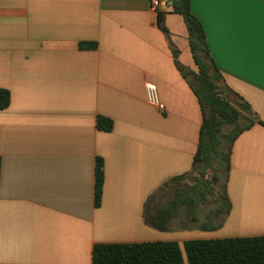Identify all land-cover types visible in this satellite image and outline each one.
Masks as SVG:
<instances>
[{"label": "crops", "instance_id": "obj_1", "mask_svg": "<svg viewBox=\"0 0 264 264\" xmlns=\"http://www.w3.org/2000/svg\"><path fill=\"white\" fill-rule=\"evenodd\" d=\"M152 1L0 0V88L11 97L0 111V264H92L100 243L264 236V0H191L225 84L258 121L232 145L229 212L183 205L165 231L146 218L156 191L191 171L203 113L183 75L197 72L184 20L173 0ZM147 83L164 110L147 103Z\"/></svg>", "mask_w": 264, "mask_h": 264}, {"label": "trees", "instance_id": "obj_2", "mask_svg": "<svg viewBox=\"0 0 264 264\" xmlns=\"http://www.w3.org/2000/svg\"><path fill=\"white\" fill-rule=\"evenodd\" d=\"M171 8L173 13L182 16L186 26L197 72L183 73V75L200 104L203 122L191 171L173 177L159 190L169 182L182 183L194 173L200 178L196 177L193 185L176 191L173 197L158 208L153 219L146 218L148 225L160 231L168 229V222L176 215L180 206H187L188 211L192 213L198 203L205 201L207 186L202 184V178L208 170L214 171V178L218 176V172L223 171L226 184L234 141L245 129L258 121L250 105L225 84L220 70L210 55L205 31L191 12V0H173ZM164 21V14L158 13V27L167 34ZM10 100V92L0 88V111L9 107ZM97 126L101 130L110 131L113 123L110 119L99 116ZM228 128L231 130L226 132ZM103 185V160L98 158L95 169L96 206L101 202ZM222 199L224 204L220 206L219 211L227 213L230 210V201L225 185ZM92 264H264V236L196 239L187 240L182 245L176 241L100 243L93 247Z\"/></svg>", "mask_w": 264, "mask_h": 264}, {"label": "rangeland", "instance_id": "obj_3", "mask_svg": "<svg viewBox=\"0 0 264 264\" xmlns=\"http://www.w3.org/2000/svg\"><path fill=\"white\" fill-rule=\"evenodd\" d=\"M230 130L231 128H228L226 132H229ZM213 173L214 171L208 170L207 174L202 178V184L207 186L205 193L206 198L204 202L197 204V209L194 210L195 212L190 213V215L195 214L196 216H202L203 218L213 216L214 211L217 210L219 205L221 206L224 204L222 195L224 193L225 173L223 171L218 172L216 178L213 177ZM196 177L200 178L197 173H194V175L188 176L182 183L169 182L162 190L158 189L153 197V202L156 207L164 205L168 199L174 196L176 191L193 185L196 182ZM177 213L180 215V210Z\"/></svg>", "mask_w": 264, "mask_h": 264}, {"label": "built area", "instance_id": "obj_4", "mask_svg": "<svg viewBox=\"0 0 264 264\" xmlns=\"http://www.w3.org/2000/svg\"><path fill=\"white\" fill-rule=\"evenodd\" d=\"M160 5L159 0L152 1V8L157 10ZM145 92H146V101L149 105L159 109L164 110L165 106L160 100L159 92L157 87L154 84L147 83L145 85Z\"/></svg>", "mask_w": 264, "mask_h": 264}]
</instances>
